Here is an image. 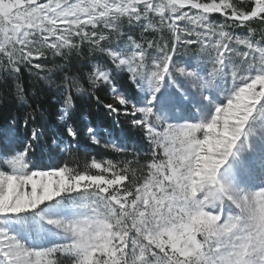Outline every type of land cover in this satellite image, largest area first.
I'll return each mask as SVG.
<instances>
[{
  "label": "snow or ice",
  "instance_id": "6c2138e0",
  "mask_svg": "<svg viewBox=\"0 0 264 264\" xmlns=\"http://www.w3.org/2000/svg\"><path fill=\"white\" fill-rule=\"evenodd\" d=\"M0 264H264V0H0Z\"/></svg>",
  "mask_w": 264,
  "mask_h": 264
},
{
  "label": "trees",
  "instance_id": "16d2710c",
  "mask_svg": "<svg viewBox=\"0 0 264 264\" xmlns=\"http://www.w3.org/2000/svg\"><path fill=\"white\" fill-rule=\"evenodd\" d=\"M212 18L216 20L223 19L222 17H219V14H212ZM86 55H87V49H85V55L77 56L74 53L66 60L61 59L60 57L49 58L47 69L45 70L44 73H42V75L49 76V82L45 83L43 80H40L37 84V87L40 88L42 92L41 99L47 102L45 104L46 107H48L49 104L58 107L56 98L59 93V89L56 87V85L60 84L65 74L79 76L81 74H86L88 72V67L86 66L88 60L85 58ZM56 65H67V67L65 68L64 71H60L55 67ZM48 69H51L52 71L49 73ZM24 77L27 83L29 84L33 83V81H29L27 79L28 77L27 72L24 73ZM95 94L99 95L102 100H108L111 98L110 93H107L105 91L98 90ZM73 95L74 96L76 95L74 91H73ZM29 102L31 103V101ZM76 106H77V118L81 129H84V126L87 125L89 122H94L97 126L101 128H105L109 126L112 117L106 116L104 114V110L101 107L97 106L95 99H89L87 96H81L76 99ZM50 110L54 111L55 108H51ZM50 127L52 128V130H54L55 124L53 123L52 125H50ZM117 130L120 131L123 136L127 137L130 145L138 151L139 153V157L137 158L138 162L139 164L143 165L150 158L148 155L150 151V146L147 144L146 140L143 138V136L140 133L136 132L135 129L129 130L127 124H124L122 128L118 127ZM86 139H87L86 137L83 138V140L85 141ZM93 154L96 155L98 160L110 159L114 161H120L122 155L113 152L111 149H104V148H96ZM128 158L133 159L131 152H129ZM35 159L42 165H51L55 162H58L60 157L56 155L50 156L48 148L44 147L41 149L40 152L36 154ZM65 159L71 163L73 158L65 156ZM75 159L78 161V166L80 168H83L86 160L85 153L84 152L76 153ZM133 166L134 167L136 166L135 159L133 160Z\"/></svg>",
  "mask_w": 264,
  "mask_h": 264
},
{
  "label": "rangeland",
  "instance_id": "374dc122",
  "mask_svg": "<svg viewBox=\"0 0 264 264\" xmlns=\"http://www.w3.org/2000/svg\"><path fill=\"white\" fill-rule=\"evenodd\" d=\"M216 20V19H215ZM217 21H221V20H217ZM237 32H239L240 30H236ZM257 31H258V33H259V31H260V29H259V27H257ZM167 33H164V37L166 38L167 37ZM155 38H157V39H159L160 38V34H156L155 35ZM182 55H183V51H182V53H181ZM185 58H187V57H185ZM147 142V141H146ZM147 144H148V142H147ZM149 145V144H148ZM96 171V170H95Z\"/></svg>",
  "mask_w": 264,
  "mask_h": 264
}]
</instances>
